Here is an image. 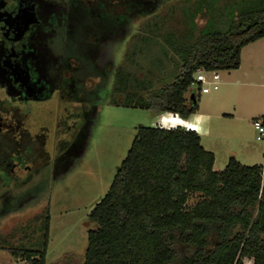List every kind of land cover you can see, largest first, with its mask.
<instances>
[{"label":"trees","instance_id":"16d2710c","mask_svg":"<svg viewBox=\"0 0 264 264\" xmlns=\"http://www.w3.org/2000/svg\"><path fill=\"white\" fill-rule=\"evenodd\" d=\"M144 14L138 9L133 18ZM188 32L171 33L164 56L143 74L120 66L110 93L120 99L112 102L186 119L196 111V98L185 97L195 72L238 69L241 49L264 37V7L238 13L224 31ZM153 69L163 73L158 88ZM213 164L196 131L138 126L88 216L81 264H264V163L247 166L231 156L221 171ZM192 194L199 198L188 205ZM47 233L43 250L10 253L45 264Z\"/></svg>","mask_w":264,"mask_h":264},{"label":"rangeland","instance_id":"374dc122","mask_svg":"<svg viewBox=\"0 0 264 264\" xmlns=\"http://www.w3.org/2000/svg\"><path fill=\"white\" fill-rule=\"evenodd\" d=\"M158 1L153 0L146 14L132 19L131 34L122 39L116 55L117 64L137 74H143L155 65L153 62H158V57L164 56L165 40L172 38L171 33L178 35L189 30V35L197 36L224 31L238 13L264 7V0ZM142 7L139 6L141 10ZM121 31H125L123 25ZM251 50L255 51L254 56L248 54ZM216 71L220 76L217 90L201 93L194 82L185 93L187 103L193 97L196 103L201 100L200 111L211 114L200 121L197 116L196 129L201 131L205 150L214 155L213 170H223L231 156L243 165L263 164L264 139L256 140L251 118L264 115V37L243 49L237 71ZM162 74L155 69L150 73L154 87L161 85ZM119 99L118 94L112 93V97L108 95L92 108L83 127V138L66 151L68 160L53 171L52 177L49 178L50 168L39 171L36 187L42 195L32 205L0 218V264H30L21 254L13 256L10 249L43 250L46 232L45 264H81L87 243L88 216L95 203L107 193L137 127L159 126L156 123L161 122L153 109L112 102ZM77 112L74 107L73 115L65 123L67 126L76 119ZM59 151L58 147L53 153ZM250 151H256L258 157L247 160L245 156ZM198 198L192 194L188 205ZM11 204L22 203L11 201Z\"/></svg>","mask_w":264,"mask_h":264},{"label":"flooded vegetation","instance_id":"af4514ba","mask_svg":"<svg viewBox=\"0 0 264 264\" xmlns=\"http://www.w3.org/2000/svg\"><path fill=\"white\" fill-rule=\"evenodd\" d=\"M152 3L0 0V218L32 205L39 171L50 168V178L68 160L92 108L111 93L135 12Z\"/></svg>","mask_w":264,"mask_h":264},{"label":"crops","instance_id":"0c3cea01","mask_svg":"<svg viewBox=\"0 0 264 264\" xmlns=\"http://www.w3.org/2000/svg\"><path fill=\"white\" fill-rule=\"evenodd\" d=\"M247 46H248V44L241 49V53H240V66H239V68L241 67V60H242V52H243V49H245ZM254 53H255V51L254 50H251L250 53H248V54H251V55L254 56ZM238 69H234V70H231V71H237ZM200 103H201V100H199L196 103V111L194 113H192L186 119L180 118L178 115L173 114V113H167V112L166 113H159L158 114V117L161 120V122L160 123H156V124L159 125V126H162V127L181 126V127L187 128V129H192V130H194V131H196L198 133V135L200 137V142H201V145H202L203 144V141H202V135L200 133L201 131L198 128L196 129V118L198 116V118H199L198 121H200V119L202 117H208V116H211V114L210 113H205L203 111H200ZM215 115H218V114H215ZM224 115L229 116L230 114L229 113H224ZM255 118L256 117H252L251 120H253ZM204 148L206 149V147H204ZM257 157L258 156L256 154V151H250L245 156V158L247 160H253V159L257 158ZM248 260L250 261L249 263H246V262H244V263L245 264H252V259H248Z\"/></svg>","mask_w":264,"mask_h":264},{"label":"built area","instance_id":"2783aa9c","mask_svg":"<svg viewBox=\"0 0 264 264\" xmlns=\"http://www.w3.org/2000/svg\"><path fill=\"white\" fill-rule=\"evenodd\" d=\"M210 72V75L207 74ZM195 82L199 86L201 93H208L210 90H217L219 87L220 76L216 70L198 69L194 74ZM254 129L257 132L256 140L264 139V119L256 118L253 120Z\"/></svg>","mask_w":264,"mask_h":264}]
</instances>
